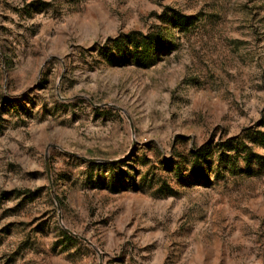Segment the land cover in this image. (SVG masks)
<instances>
[{
  "label": "rangeland",
  "instance_id": "rangeland-1",
  "mask_svg": "<svg viewBox=\"0 0 264 264\" xmlns=\"http://www.w3.org/2000/svg\"><path fill=\"white\" fill-rule=\"evenodd\" d=\"M0 264H264V0H0Z\"/></svg>",
  "mask_w": 264,
  "mask_h": 264
},
{
  "label": "trees",
  "instance_id": "trees-1",
  "mask_svg": "<svg viewBox=\"0 0 264 264\" xmlns=\"http://www.w3.org/2000/svg\"><path fill=\"white\" fill-rule=\"evenodd\" d=\"M181 21L182 23H185L183 18H177V20ZM147 38H142L141 42L143 44L139 43H132L133 46V52L130 53L131 60H135V62L144 61L147 62L146 67H149L152 65L154 61V51L149 47L147 44ZM136 41V40H135ZM213 152L212 151H205L200 150L196 152V161L194 162L193 168V175L199 177L200 179L205 180L206 182L210 181V175H211V166L212 163L208 162V160H212L213 158ZM231 157H227L226 159H230ZM246 163L249 162L248 159H243ZM230 164V163H229ZM235 164V163H232ZM207 165V167H204ZM178 169V168H177ZM179 171V170H177Z\"/></svg>",
  "mask_w": 264,
  "mask_h": 264
}]
</instances>
